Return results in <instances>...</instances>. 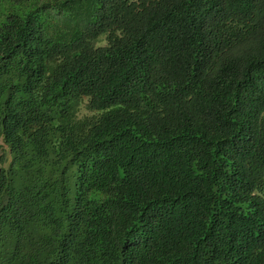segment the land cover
<instances>
[{"label": "trees", "instance_id": "trees-1", "mask_svg": "<svg viewBox=\"0 0 264 264\" xmlns=\"http://www.w3.org/2000/svg\"><path fill=\"white\" fill-rule=\"evenodd\" d=\"M0 264H264V0H0Z\"/></svg>", "mask_w": 264, "mask_h": 264}, {"label": "rangeland", "instance_id": "rangeland-1", "mask_svg": "<svg viewBox=\"0 0 264 264\" xmlns=\"http://www.w3.org/2000/svg\"><path fill=\"white\" fill-rule=\"evenodd\" d=\"M105 43V35L102 34L98 37L95 45H103ZM85 101L86 99H84L81 104L79 105V108H78V112H77V117H81L83 115H89L91 112L89 110L86 109L85 107Z\"/></svg>", "mask_w": 264, "mask_h": 264}]
</instances>
